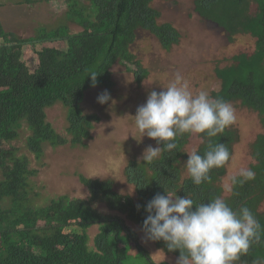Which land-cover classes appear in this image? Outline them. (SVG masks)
I'll return each mask as SVG.
<instances>
[{
    "label": "trees",
    "instance_id": "16d2710c",
    "mask_svg": "<svg viewBox=\"0 0 264 264\" xmlns=\"http://www.w3.org/2000/svg\"><path fill=\"white\" fill-rule=\"evenodd\" d=\"M39 1H62L64 21L50 28L41 25L35 35L23 38L7 30L0 20V264H22L30 259L34 264H135L137 257L145 264H171L154 260L131 224L143 230L148 202L157 194L166 195L165 189L197 203L220 196L234 210L247 206L261 225V239L234 264H264V131L251 144L255 161L250 169L255 179L232 186L227 196L220 182L230 160L212 169L209 181L195 185L185 167L191 136L186 133L177 137L176 149L162 151L150 163L135 157L128 160L124 175L134 187L132 194L117 191L113 178L80 173L88 195L65 193L50 197L45 204L36 202L39 192L32 190V179L38 171L30 166L31 159L22 148L40 159L48 145H85L97 119L82 109L86 92L95 87L111 91L116 64L132 72L137 83L149 75L133 50L138 32L151 33L167 51L179 44L182 36L172 23L160 21L154 0L17 3ZM253 4L255 12L251 11ZM195 10L222 27L230 40L237 34L255 37L251 55H237V63L216 69L221 87L210 96L256 111L264 128V0H195ZM72 23L81 29L72 31ZM26 52L35 55L34 63L26 61ZM89 71L98 75L95 86L91 76L87 77ZM55 106L66 109L64 134L48 121L47 111ZM199 136L196 151L201 155L211 141L224 143L232 156L239 141L238 130L232 125L216 137ZM93 226L97 232L91 237ZM49 242L51 249L46 247ZM153 242L166 254L180 256L179 250L169 251L163 240Z\"/></svg>",
    "mask_w": 264,
    "mask_h": 264
},
{
    "label": "rangeland",
    "instance_id": "374dc122",
    "mask_svg": "<svg viewBox=\"0 0 264 264\" xmlns=\"http://www.w3.org/2000/svg\"><path fill=\"white\" fill-rule=\"evenodd\" d=\"M17 1L19 2L0 0V20L7 30L15 31L23 38L35 35L37 27L41 25L50 28L64 21L65 6L62 1L50 4L45 1L18 4ZM153 5L161 12V22H170L181 31L179 44L167 51L151 33L138 32L133 50L149 69V75L141 83H137L132 72L127 71L125 66L116 64L112 68L115 86L111 91L95 87L86 92L82 109L97 117L92 137L86 144L58 147L48 145L40 159L22 148V152L25 151L31 159L30 166L38 171L32 179V190L39 192L37 203L45 204L50 197L65 193L88 195L86 187L79 180L80 173L99 179L113 178L117 191L134 193V187L126 182L124 168L130 158L141 159L145 149L149 146L157 147L155 141L146 135L141 138V133L134 125L133 116L136 115L137 108L146 103L149 93L153 90H165L163 87H167L179 74L189 83L194 94L206 90L211 95L213 90L221 87L216 69L235 64L237 55H251L255 50V37L251 34H237L230 40L222 27L205 19L195 10V0H154ZM251 11H256V4L252 5ZM70 27L72 31L81 29L73 23ZM24 58L30 64L36 59L29 52L25 53ZM105 91L110 93L111 99L106 104H100L97 97ZM231 104L236 114L231 125L238 130L239 141L234 145L233 154L226 166V174L220 182L225 196L231 192L225 187L231 177L240 168H250L254 163L251 144L264 131L256 111L239 103ZM47 113L48 121L54 128L58 132L66 133L65 107L55 106L48 109ZM200 142L199 133L191 134L186 146L187 153L196 150ZM23 145L21 141L20 146ZM131 224L138 231L140 242L150 250L154 260L176 264L179 257L158 249L153 241L146 238L143 230ZM96 232V226L89 229L91 237ZM46 247L51 249L52 244L49 242ZM34 262V259L21 261L22 264ZM133 262L145 264L141 257L135 258Z\"/></svg>",
    "mask_w": 264,
    "mask_h": 264
},
{
    "label": "clouds",
    "instance_id": "9594fccd",
    "mask_svg": "<svg viewBox=\"0 0 264 264\" xmlns=\"http://www.w3.org/2000/svg\"><path fill=\"white\" fill-rule=\"evenodd\" d=\"M89 76L95 86L97 73L89 71ZM163 88L151 91L133 116L141 138L146 135L164 145L145 149L142 159L146 163L158 158L162 151L176 149L179 136L205 133L209 138L216 137L236 119L230 102L213 98L206 90L194 94L179 74ZM110 99L107 91L97 97L100 104ZM188 154L185 167L197 186L209 181L211 170L223 167L231 158L224 143L211 141L203 155L196 150ZM254 179V171L240 168L225 187L231 191L232 186ZM165 192L148 202L143 231L148 240H163L169 251L179 250L176 264H234L254 242L260 241L261 225L247 206L237 211L220 196L197 203L187 195L180 197L167 189Z\"/></svg>",
    "mask_w": 264,
    "mask_h": 264
}]
</instances>
